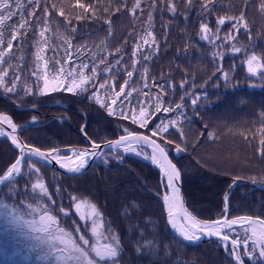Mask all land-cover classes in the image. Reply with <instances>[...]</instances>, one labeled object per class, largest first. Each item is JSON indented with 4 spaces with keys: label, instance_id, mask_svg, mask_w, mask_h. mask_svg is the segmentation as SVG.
<instances>
[{
    "label": "trees",
    "instance_id": "1",
    "mask_svg": "<svg viewBox=\"0 0 264 264\" xmlns=\"http://www.w3.org/2000/svg\"><path fill=\"white\" fill-rule=\"evenodd\" d=\"M26 2V0H25ZM43 3V0H41ZM58 4L61 0H52ZM74 3L75 0H70ZM91 2V0H84ZM131 2V0H130ZM150 0H142L144 15L137 14L133 18L130 14L115 13L110 16L111 26L105 23V14L99 13L95 20H82L77 22L74 17L73 24L77 27V35H70L64 27L63 17L53 15L49 21L51 31L46 32V37L52 41L49 50L44 54L49 61L58 59L63 62L64 45L56 38V27L59 32L68 36L74 47L85 46L94 51L101 41L107 42V49L114 51L119 48L125 53L124 61H128L137 34L146 27L145 17L149 11L147 4ZM177 5V15L165 11L161 16L154 13V32L159 44L158 53H154L147 64L148 87L143 86L140 77L134 74L132 87L138 91L148 92L155 96L159 92L155 85H164L167 95L164 96L167 106L168 101L175 103L184 99V106L188 119L183 122L184 136H179L178 130L171 129L168 139L173 143L168 145L172 161L181 169L183 194L187 206L198 214L200 219L215 220L222 218L224 211L225 195H228V217L251 216L264 218V189L256 187L264 183L252 184L248 177L255 176L259 181L264 177V157L258 153L259 135L257 129L261 127L259 114L264 110V87L259 77H251L247 72L246 56L244 53H232L227 45L219 51L224 52L223 60L212 59V46L199 40L200 22L209 21V26L215 30L217 16H238L245 12L251 36L242 28L237 35L238 46L243 45L249 54L255 51L257 55H264V13L258 9L260 0H218L214 13L199 12V0H193V6L184 7V0H174ZM107 4L108 0H100ZM115 6L116 0H112ZM39 15V12H37ZM185 16L187 19H185ZM13 22H18L13 18ZM162 25H164L162 27ZM226 24L221 29L224 35ZM33 27L28 32V37L21 47L18 41L13 42V52L17 59L14 64L19 65L21 77L27 82L20 81L17 93H6L0 88V113L9 115L17 123L19 135L25 142L32 141L34 146L44 144L48 146L86 147L88 137L97 143L117 139L123 135V128L138 130L149 134L148 129H139L132 125L130 120L125 121L117 116H109L99 107L88 92L72 94L65 91L50 92L46 95L39 94V87L35 83L33 71H42V64L35 62V41ZM6 38L7 32L5 33ZM220 43L219 41L217 42ZM55 47V54L51 50ZM75 56V53L73 54ZM23 57V61H20ZM113 61V57H108ZM85 62H88L87 60ZM65 67H68L65 64ZM103 65L97 69L103 82L112 73L105 74ZM54 64L49 63L50 72ZM117 73V84L125 78L119 67L114 69ZM137 72L143 69L138 66ZM222 72H228L229 84H225ZM90 74V73H88ZM238 81L239 86L251 96H244L245 103H238L234 94L231 81ZM187 81L183 88L179 85ZM167 82V83H166ZM255 87H249V85ZM170 85H176L173 90ZM189 85H193L189 87ZM27 86L33 89V94L27 95L22 89ZM118 90V88H117ZM190 95H184L185 92ZM207 93L209 99L193 106L190 103L192 96L197 93ZM136 93H133L135 102ZM21 107H34V111ZM179 111V110H178ZM36 122H32V117ZM175 113L157 114L149 128L160 118H174ZM207 125V127H205ZM231 129V131H229ZM83 130V131H82ZM212 132L215 139H210L208 133ZM243 133V135L241 134ZM247 136L248 139L244 137ZM185 148V154L175 157L173 152L176 144ZM116 154L120 151H110L107 163L101 158L95 162L88 171L79 176H68L60 171L36 161L37 167L48 184L49 191L58 206H63L69 213L68 217H61L62 226L72 230L76 225L81 226V232L90 238L89 227H84L74 211V204L70 197L78 199L87 198L97 205L103 217L111 224L121 238V243L126 249L121 264H141L144 257L136 255L138 244L133 242V237L141 240L137 235L142 231L148 239H154L161 259L165 256L171 258V264L184 261V264H234L227 255L221 243L207 241L196 245L185 244L170 231L166 222V212L162 200L152 191L161 194L159 186L160 171L150 163L131 155H123V162L117 160ZM18 152L9 141L0 137V169L6 170L7 166ZM241 177L239 181L234 180ZM22 186V182L21 185ZM55 186L60 188L59 193ZM154 234V235H153ZM171 237H175L172 239ZM166 246V247H165ZM246 264H250L248 259Z\"/></svg>",
    "mask_w": 264,
    "mask_h": 264
},
{
    "label": "snow or ice",
    "instance_id": "2",
    "mask_svg": "<svg viewBox=\"0 0 264 264\" xmlns=\"http://www.w3.org/2000/svg\"><path fill=\"white\" fill-rule=\"evenodd\" d=\"M217 2L218 0H199L198 11L211 16ZM192 6L193 0H184V7L190 9ZM147 7L149 11L144 20L146 27L137 34L131 46L132 51L128 61H124L125 53L119 48L114 51L108 50L106 41H101L95 51L87 45L74 47L69 37L59 32V25H57L56 38L64 45V59L61 62L58 59L49 61L44 55L52 43L45 33L51 31L49 21L53 15L63 17L61 23L70 35L74 36L78 32L71 17L79 22L86 19L95 20L99 13H103L110 31V16L115 13L124 12L133 18H136L138 13L143 16L142 0H131V2L116 0L115 6L112 0H108L107 4L100 3V0H91V2L75 0L74 3L70 0H61L59 4L52 0H43V3L41 0H26V2L25 0H0V88H3L4 92L17 93V85L21 81L22 69L13 63L17 59L16 53L13 52V42L18 41V48L21 47L28 37V32L35 26L38 28L33 32L36 48L35 62L37 66L42 64V71H33L32 75L36 77L35 83L39 87L40 95L60 90L81 94L88 92L89 89H95L91 92L92 100L109 116L118 115L125 121L130 120L131 124L137 125L139 129H148L149 132L146 135L125 127L124 134L118 139L101 143L92 140L85 132L88 147L72 148L65 152L58 146L45 148L44 144L34 146L32 141L21 140L17 123L9 115L0 113V137L9 138L11 144L18 150V157L13 159L10 166H7L6 170L0 169V226L12 229L24 237L27 241L28 256L35 255L37 264H121L126 255V249L112 225L109 224L105 228L103 213L97 205L87 198L70 197L75 213L81 221L85 222L84 227H89L90 222L91 240L81 232L80 225H76L72 230L62 226L61 217H68L69 213L63 206L57 205L41 173V168L29 159L35 158L36 161H42L45 165L55 163L67 173L79 175L83 174L92 159L101 157L105 163L109 161L108 154L102 151L103 145L104 148L122 149L123 154L143 155L159 168L165 189L162 194V203L166 206V222L182 241L196 242L205 235L217 237L228 250L227 254L234 258L235 264H245V259L252 260L255 264H264V218L251 216L229 218L225 214L222 218L215 220H203L187 206L181 191V169L169 158L168 148V145L173 143L168 139L171 135L170 128L178 130L181 138L184 136L183 122L188 119V116L183 96L180 103L172 106L173 102L168 101L165 106L164 96L168 93L164 85H155L153 82V86L159 88L155 96L132 87L135 83L134 74L140 77L145 88L148 87L149 70L144 64L150 62L153 54L159 51V44L153 30V14L158 12L162 16L167 11L173 17L177 15V5L174 0H150ZM258 9L264 13V0H260ZM14 17L18 22H13ZM185 19H187L186 16ZM226 24L228 28L222 36L221 29ZM242 28L250 37L249 24L244 11H241L238 16H217L215 31L205 18L200 22L198 38L212 46V59L223 60L224 52L218 49L224 45H227L232 53H244L247 72L251 77H259L264 82V55H257L255 51L249 54V50L243 45L238 46L236 34L240 33ZM6 32L9 38H6ZM51 50L55 54V47ZM109 56L113 57V61L108 60ZM19 59L23 61V57ZM86 60L88 62H85ZM50 62L54 64L51 72ZM65 64L68 67H65ZM101 65L104 66L102 71L105 74L112 73L103 82H99L102 77L97 72ZM138 66L143 69L142 73L137 72ZM117 67L121 69L125 77L119 84L116 82L118 74L114 72ZM222 77L225 84H229L228 72H222ZM185 83L187 81H182L179 87L183 88ZM192 86L189 85V87ZM231 86L241 105L245 103L244 96L253 95L244 92L238 81H231ZM170 87L175 90L176 85H170ZM249 87H255V85H249ZM22 91L27 95L33 94L31 87L25 86ZM133 93H136L135 102H133ZM184 95L190 94L186 91ZM202 98L206 102L209 99L208 94L206 92L195 94L190 100L191 105H197ZM162 112L175 113V117L160 118L149 128L153 118ZM259 118L261 127L257 129L260 137L257 150L259 155L264 157V110H261ZM32 122H36L35 116L32 117ZM208 137L215 139L212 132L208 133ZM244 138L248 139L247 136ZM145 148L150 151L145 152ZM183 151L185 148L179 143L176 144L175 152L179 154ZM114 155L117 160L123 158L122 154L114 153ZM241 179L236 177L233 186L235 181ZM248 179L252 184L264 183V177H261L259 181L255 176ZM21 182L22 186H20ZM55 191L59 193L60 188L55 186ZM156 195L159 196V194ZM228 198V195H225V201ZM224 211L227 213L226 206ZM137 235L141 240L146 241L141 243L133 237V242L138 244L136 255L145 258L141 264H171V258L165 256L161 259L154 239H148L140 230ZM171 238L175 239V237ZM177 264H184V261H178Z\"/></svg>",
    "mask_w": 264,
    "mask_h": 264
},
{
    "label": "rangeland",
    "instance_id": "3",
    "mask_svg": "<svg viewBox=\"0 0 264 264\" xmlns=\"http://www.w3.org/2000/svg\"><path fill=\"white\" fill-rule=\"evenodd\" d=\"M21 81L23 83L27 82L26 79L22 77ZM144 151L147 152L146 149H144ZM183 154H185L184 151ZM160 180L159 186L161 188L163 185L161 184ZM161 190L162 192L159 195H162L163 190L165 191L164 187ZM104 225L105 228H107L108 222L105 218ZM91 239L92 238L90 237V240ZM0 264H37L35 255H32L31 257L28 256L27 241L24 239V237L16 231L3 226H0Z\"/></svg>",
    "mask_w": 264,
    "mask_h": 264
},
{
    "label": "water",
    "instance_id": "4",
    "mask_svg": "<svg viewBox=\"0 0 264 264\" xmlns=\"http://www.w3.org/2000/svg\"><path fill=\"white\" fill-rule=\"evenodd\" d=\"M22 109H25V110H30V111H34L35 110V108H33V107H21ZM5 128H6V130H8L7 129V126H5ZM18 134H19V131H18ZM20 136V135H19ZM85 136V135H84ZM4 139H6V140H8L9 142H10V144H11V141H10V139L9 138H6V137H3ZM119 138V137H118ZM117 138V139H118ZM20 139H21V137H20ZM87 139V138H86ZM22 140V139H21ZM114 140H116V139H114ZM114 140H110V141H114ZM11 146L18 152V150L15 148V146L14 145H12L11 144ZM86 147H88V139H87V146ZM72 148H85V147H67V148H62L61 150L62 151H65V152H67V151H69L70 149H72ZM114 148H112V149H109V148H104L103 147V145H102V151H104V152H108V151H111V150H113ZM183 154V152H181V153H179V154H177L176 152H175V150H174V156L175 157H179V156H181ZM18 157V156H17ZM31 158V157H30ZM99 157H97V158H95V159H92V160H90L89 161V165L85 168V170H84V172L83 173H85L86 171H88L89 170V168L94 164V162L98 159ZM169 158L171 159V157H170V155H169ZM174 163V162H173ZM49 166L50 167H52V168H54V169H57L58 171H60L61 173H63V174H65V175H68V176H73V177H75V176H79V175H81V174H79V175H73V174H69V173H67L65 170H63V169H60L59 168V166L58 165H56L55 163H52V164H49ZM161 184L163 185V178L161 177ZM181 191H182V194H183V185H182V176H181ZM155 195L157 194L156 192H154V191H152ZM163 192H164V190H163ZM163 194V193H162ZM157 196V195H156ZM183 196H184V194H183ZM157 197H159L161 200H162V195H159V196H157ZM165 209H166V206H165ZM168 227L170 228V226L168 225ZM171 230V229H170ZM171 232L180 240V241H182L181 240V238L174 232V231H172L171 230ZM212 240H217V241H220V239L219 238H217V237H208V236H204V237H202L199 241H196V242H186V241H182V242H184V243H186V244H191V245H194V244H198V243H202V242H207V241H212ZM232 258V260L234 261V258L233 257H231ZM235 263V262H234Z\"/></svg>",
    "mask_w": 264,
    "mask_h": 264
}]
</instances>
